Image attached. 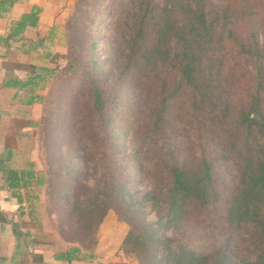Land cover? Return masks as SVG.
Returning <instances> with one entry per match:
<instances>
[{
	"label": "trees",
	"instance_id": "16d2710c",
	"mask_svg": "<svg viewBox=\"0 0 264 264\" xmlns=\"http://www.w3.org/2000/svg\"><path fill=\"white\" fill-rule=\"evenodd\" d=\"M150 1L149 5L152 4V0ZM229 2V0L218 3H214L213 0H164L154 29L150 28V33L146 35L154 37L153 45L146 47L140 57L145 58L144 62H152L149 69L153 70L154 75L148 76L153 81L160 80V85L159 90L155 89L156 96H153L157 98L152 102L153 105L150 104L152 108L149 106L142 118L146 116V123L151 122L150 129L156 134L166 129L168 126L166 123L171 116L168 115L171 98L176 93L183 92L184 101L177 118L173 115V119L177 121L182 114L185 118L180 122L182 130L185 127L190 130V122L193 128L200 131L196 132V137L192 133L187 135L188 131L179 130L181 142H178L177 146L172 145L174 142L170 140L171 135L165 137L166 154L162 180L166 187L152 184V188L143 195V198L147 201L153 200L156 204L159 194H165L168 204L170 203L169 212L155 222L158 226L160 219L162 221L166 218L168 225L179 216V212L184 208L183 201L184 206L187 204V213L192 211L194 204L206 206L212 196L215 161L221 160L225 166L229 163L234 172V189L228 200L223 221L234 222L238 228L247 225L248 234L240 241H250L253 247L251 256L239 260L227 255L212 257L197 253L183 245L175 247L171 244V236L161 239L156 235L160 225L155 227L154 223L144 216L145 212L140 204L143 201L142 197L131 193L126 197L123 182L119 174H115L114 164L109 158V162L106 160L105 163L104 157V164L102 169H99L100 173L94 184L91 186L80 182L81 192L86 190L84 196L76 195L71 199L66 191L68 180H65L66 182L63 180L60 184L59 199L58 189L56 190L55 202L58 200L62 203L61 206H70V214L65 217L66 222H60L62 235L64 236V232L68 233L65 230L69 227L68 229L76 236L66 239L73 242V245L60 248L58 253L60 257L67 259L92 257L98 243L99 226L108 211L115 208L114 205H120L127 214L128 209H132L131 216L123 218L131 229L123 238L121 248L126 254L134 250L139 252L136 255L138 264H163L162 259H166L167 264H264V38L261 40L259 33L262 32L264 36V28L258 17L259 13L264 11V0H241L239 4ZM153 9V6L147 8L149 11ZM244 17L247 18L246 27L239 29V20ZM141 25L143 28V24ZM64 26L67 50L55 56L58 76L53 78L49 90L52 92L57 91L56 83L62 71V61L59 59L67 56L71 45L72 35L67 30L69 27L66 21ZM170 30H174L176 34L170 46L175 44L176 47L170 48L172 58L169 60L167 43L173 39ZM227 40L229 47L234 42L233 50L231 48L227 50ZM136 42L135 35L130 34L128 46L135 48L138 44ZM158 53L163 54L159 58L161 61L158 59ZM140 57L134 59L135 57L130 55L118 76L128 78L129 83H134L136 79L139 81L142 77L140 70L142 67L134 68L133 62L135 60L138 62ZM142 61L143 59L141 63L144 64ZM171 75L174 77V83L167 88L166 82ZM92 84L95 111L103 119L105 100L102 98V90L96 81ZM47 111L49 112V108L45 107L41 121V129L46 131L50 116L47 115ZM112 115L113 113H109L108 116ZM135 123L141 124V121L137 120ZM175 125L176 122L173 129ZM82 130L83 124L77 132L81 133ZM100 132L99 130L101 140L107 143V136L105 141ZM46 144L48 149L56 147L49 145L48 142ZM196 148L200 149L199 161L189 165L186 162V157L188 158L186 153L189 149L192 151ZM142 164L145 166V161ZM50 170L51 168L47 170L46 166L43 178H46V181L42 180V184L46 185L45 190L56 178ZM28 173L30 181L34 179L36 183H40V179L32 176V171ZM21 175L16 169L10 170V185L15 188V192L18 191L15 194L19 201L24 199V194L19 191ZM23 181L25 184L23 185L27 186V180ZM56 187L51 189L54 191ZM32 192L27 188L25 197L33 204L40 199ZM85 233L90 235L89 241L84 237ZM157 243L160 246L159 250L162 251L159 257L158 253H152ZM238 246L240 247V243Z\"/></svg>",
	"mask_w": 264,
	"mask_h": 264
},
{
	"label": "rangeland",
	"instance_id": "374dc122",
	"mask_svg": "<svg viewBox=\"0 0 264 264\" xmlns=\"http://www.w3.org/2000/svg\"><path fill=\"white\" fill-rule=\"evenodd\" d=\"M70 1L69 14L65 21L69 27L67 30L72 35L71 45L67 56L62 60L59 59L62 61V71L56 83L57 91H49L46 101V108H49L47 115H50L47 131L41 129V146L39 152L33 154L36 169L41 171L45 165L47 170L51 168V174L56 177L44 191L45 197L43 196V207L40 213L50 245L57 249L68 247L73 245V242L66 239L76 237L74 232L68 229L69 227L65 230L68 233L64 232V236L62 235L60 222H66L65 217L70 214V206L65 204L61 206L62 203L58 200L55 202L56 190L58 189L57 198L59 199L60 184L63 180H68L66 191L70 194V198L73 199L76 195L84 196L86 190L81 192L80 182L92 186L100 173L99 169H102L105 157V163L110 159L114 164L115 174L118 173L123 182L126 197L129 193L142 197L143 201L140 204L145 212L144 216L153 222L155 227L160 225L156 235L161 239L171 236V244L175 247L183 245L207 256L225 257L227 255L238 260L249 258L253 249L250 241H240L248 234L247 225L238 228L234 222L223 221L228 200L234 189V172L229 163L225 166L221 160L215 161L213 168L215 178L214 184L211 185L212 196L206 206L194 204L192 211L187 213V204L184 206L183 201L184 208L179 212L177 219L168 225L166 218L162 221L160 219L158 226L155 222L160 216L167 215L166 213L169 212L170 203L168 204L165 194H159L156 204L153 200L147 201L143 198V195L152 188V184L166 187L162 180L163 161L166 154L164 139L171 135L170 140L174 142L172 145L177 146L178 142H181L180 122L185 120L182 114L177 121L173 119V115L177 118L184 101L183 92L176 93L172 100L169 99L171 101L168 105V115L171 114V116L166 123L168 125L166 129L170 128V130L163 129L156 134L150 129L151 122L146 123V116L142 118L145 110L147 111L149 106L152 108V102L157 98L155 89L159 90L160 80L153 81L148 76L154 75L153 70L149 69L152 62H144L146 60L142 57L144 64L141 63L140 55L145 52L146 47L153 45L154 37L146 35L150 33V28L154 29V23L160 16L164 0H152L151 5H149L150 0ZM213 1L218 3L223 0ZM229 1L241 3V0ZM152 6L153 10H147ZM258 17L264 28V11H261ZM239 22V29H243L246 27L247 18L244 17ZM173 32L174 36H172ZM132 33L137 40L136 44L138 43L135 44V48L128 46L129 35ZM259 33L262 40L264 36L262 32ZM170 36L173 39L167 43L169 60L172 58L170 48L176 47L175 44L170 46L176 37L174 30H170ZM226 44L227 50L234 49V42L231 47L228 40ZM130 55L135 57L134 59L140 57L138 62L137 60L133 62V67H142L140 68L142 77L139 81L134 80V83H129L128 78L118 76ZM161 56L163 54L158 53V59ZM95 81L102 90V98L106 103L103 106L105 107L103 119L95 111L96 103L93 99L94 85L92 84ZM173 83L174 77L171 75L166 82L167 88ZM109 113L113 115L108 116ZM137 120H140L141 124L135 123ZM81 124L84 130L80 133L77 129L81 128ZM189 128L190 130H187L185 127L182 131H188L187 135L192 133L197 137L196 132L200 129L193 128L190 122ZM99 130L105 141L107 136V143L101 140ZM46 142L56 147L48 149ZM87 143L89 145H86ZM199 151V148L192 151L189 149L186 153L188 154L186 162L189 165L199 161ZM143 161L145 166L142 164ZM55 186L57 187L53 191L51 188ZM114 207L108 211L98 228L96 247L99 251H122L128 264H138L136 255L139 252L134 250L126 254L121 248L123 238L131 229L129 223L123 218L131 216L132 209L129 208V214H127L120 205H114ZM84 237L88 241L91 238L88 233H85ZM159 247L157 243L152 251L153 254L158 253V257L162 254ZM162 261L163 264H167L166 259Z\"/></svg>",
	"mask_w": 264,
	"mask_h": 264
},
{
	"label": "crops",
	"instance_id": "0c3cea01",
	"mask_svg": "<svg viewBox=\"0 0 264 264\" xmlns=\"http://www.w3.org/2000/svg\"><path fill=\"white\" fill-rule=\"evenodd\" d=\"M70 2L0 0V264H128L122 251L97 247L85 259L60 257L40 216L46 167L38 171L33 154L41 146V121L57 72L55 56L66 51ZM12 169L22 174V201L10 185ZM29 171L40 183L29 180ZM27 188L38 202L26 200Z\"/></svg>",
	"mask_w": 264,
	"mask_h": 264
}]
</instances>
